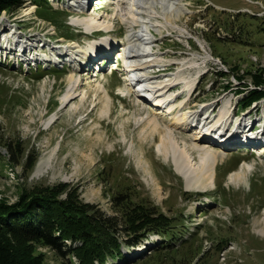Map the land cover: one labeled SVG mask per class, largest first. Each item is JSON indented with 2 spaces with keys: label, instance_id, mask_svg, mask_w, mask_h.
Here are the masks:
<instances>
[{
  "label": "rangeland",
  "instance_id": "1",
  "mask_svg": "<svg viewBox=\"0 0 264 264\" xmlns=\"http://www.w3.org/2000/svg\"><path fill=\"white\" fill-rule=\"evenodd\" d=\"M47 1L58 23L39 17L36 5L30 2L14 14L3 12L0 16V28H10L21 41L40 45L35 51L10 49L8 43L13 41L7 38L6 43L0 34V201L14 203L23 190L35 184L66 182L80 189L84 201L98 204L107 215H114L113 196L127 191L133 202L158 206L170 217H177L186 233L184 249L189 248L185 263L180 262V256L174 260L170 255L160 256L165 258L158 263L152 262L153 248H146L144 242L130 250L133 260L128 262L143 258L138 264H188V259L201 250L190 264H198L204 254L202 264H264V133L259 143L232 145L222 144L217 138L198 143L194 131L176 128L175 142L161 143L163 130L170 122L168 117H156L160 127L157 131L146 125L143 118L149 107H142L134 97L136 93L130 95L129 87L122 85L121 70L111 73L115 58L123 53L122 46L127 42L126 22L121 14L130 10L132 0H92V5L80 0L86 16L98 15L102 21L113 23L110 30H87L75 25L82 18L81 9L70 5L71 0ZM184 3L191 12L173 22L159 19L162 29L161 33L155 30L158 53L153 62L165 65L149 67V71H158L151 78L173 77L182 66L176 63L184 60L185 50H197L198 41H205L221 62L208 58L211 63L215 61L213 71L202 76L184 109L198 111L212 120L225 107L229 116L223 123L226 130L234 123L239 127L232 130L251 132L253 139H258L256 127L261 117L264 120V96L246 108L241 102L251 90L264 91V82L257 85L253 78L264 80V0ZM119 9L122 12L118 13ZM232 34L236 40L228 37ZM105 39L113 42L112 50L106 54L109 62L102 58L104 54L100 56L103 64L99 76L94 74L85 80L78 79L79 72H95L90 63L29 60L32 52H43L50 59L52 49L84 51L89 43ZM185 56L195 60L194 51H186ZM95 60L93 57L92 62ZM216 71L227 75L221 77ZM194 72L183 70L178 74L191 79ZM71 80L80 84L72 92ZM183 85H173L163 94L169 97L172 90L178 94ZM136 97L143 101L150 98L146 93ZM183 97L181 93L178 99ZM6 141H21L27 151L38 152L29 175L21 166L10 164ZM196 143L214 149L218 156L215 184L187 190L173 165V154ZM189 160L194 169L198 168L201 155L193 154ZM243 161L253 169L243 174L242 181L233 182L229 174L239 171ZM160 241L159 236L148 240L153 245ZM39 251L46 254L47 262L62 263L48 248Z\"/></svg>",
  "mask_w": 264,
  "mask_h": 264
},
{
  "label": "trees",
  "instance_id": "2",
  "mask_svg": "<svg viewBox=\"0 0 264 264\" xmlns=\"http://www.w3.org/2000/svg\"><path fill=\"white\" fill-rule=\"evenodd\" d=\"M29 2L36 5L39 17L59 22L47 0H0V16L3 12L14 14ZM232 35L231 40H236ZM253 78L257 85L264 82L259 76ZM250 92L241 102L244 108L264 96L258 89ZM4 147L10 164L21 166L26 176L33 171L37 151H27L21 141H6ZM112 204L115 214L107 215L98 204L84 201L80 189L66 182L35 184L23 190L14 203L0 201V264H54L47 262L39 248L53 251L61 264H124L133 260L130 250L144 242L146 248H153L152 262L160 263L170 255L174 260L180 256V262L185 263L189 248L184 249L186 233L177 217H170L158 206L133 202L127 191L115 194ZM152 236L161 241L147 243ZM200 253L188 259V264ZM162 255L165 257L160 258ZM204 255L198 264L205 262ZM142 261L139 258L129 264Z\"/></svg>",
  "mask_w": 264,
  "mask_h": 264
},
{
  "label": "bare ground",
  "instance_id": "3",
  "mask_svg": "<svg viewBox=\"0 0 264 264\" xmlns=\"http://www.w3.org/2000/svg\"><path fill=\"white\" fill-rule=\"evenodd\" d=\"M90 1L92 0H87L88 3ZM127 1L128 0H122V3H127ZM184 1L185 0H132L130 10L121 14V19L122 21L126 22L128 29L126 35L127 42L122 46L125 52L123 51V53H121V56L123 57L124 65H125L123 71H125L126 73V77H125L126 84L124 85H127L129 87L130 93H132L133 91L135 92L136 88L134 86H136V84L139 85L140 83H144L149 79H152V78L149 79L147 78L150 75L148 68L154 65L156 66L157 64L151 62L152 59L149 58L152 57L149 54V51L151 49V46H154L155 43L154 36L152 35L153 29L161 33L162 26L159 23H161L162 21H159V19H163L165 22H173L176 19L182 17L184 14L191 12V10L184 3ZM81 4L82 3H80V0L70 1V5H74L79 9H81L79 15L82 18L77 19V21L74 22L75 25L83 26L87 30L111 29L113 23L105 20L102 21L100 16L91 15L87 17L84 10H82L84 9L83 7L85 6L84 5L82 6ZM119 11L122 12V9H119L118 13ZM114 17L115 14L112 15L110 18L112 19ZM152 20H154L156 24H154ZM1 21L2 19H0V25H3ZM136 25L138 26V29L135 28L132 29ZM0 34H2L1 37L6 40V43L9 41V39L7 38H10L11 41H13L11 43L10 42L8 43L10 49L12 48L17 50L22 48L24 50L31 49V51L32 50L35 51L40 46L39 44L35 43L36 41H30V42L21 41L19 38L15 37V32H13L12 29L7 27L3 29L1 27ZM75 47L77 48L78 45H76ZM112 48H113V42H107V40L105 39L103 41H94L92 43H89L88 47L84 51L83 50L81 51L80 49L79 50L66 49L64 52V51H60V49H52L54 50L53 51L54 54L50 59L43 52L37 54L35 52H32L29 60L31 61H36V59H39L41 61L50 60V62L52 63H59L64 59L65 60L68 59L72 63L85 64L87 62L86 64H89L91 63V60H93V57L95 59L97 58L99 62L101 60V58L99 59V57L102 56L103 54L104 57L102 58H107L106 54H108V51L112 50ZM128 54H130V57L134 60L133 64L127 62ZM208 54L209 56L213 57L210 52H208ZM85 58H88V60H85ZM209 61L210 60L208 58L203 59V65L206 66L205 70L212 69V65L208 64ZM192 65H194V63ZM182 70L183 68L180 67L178 72L173 73V77L170 78L168 77L165 80L163 79V81L161 82L159 81V83H157L156 85L147 86L149 87V89L145 93L150 98H145L144 101L141 98L138 97L136 98L138 99V103L142 107L146 105V102H149V100L151 102V99H153L154 101L153 105L155 106V108L154 107L152 108V105L148 106L150 110L148 109L149 113L146 116H144L143 122H145V124L148 125L149 127L151 126V128L154 129L155 131L160 129L156 117L158 115L168 117L170 122L168 123V127L167 125L165 126V128L163 127L164 135L161 136L162 139L161 143H165V144L170 143V145H172L175 142L174 140L177 138L173 130L176 128L189 130L192 132L194 131V135H195L194 140L197 141L198 143L202 142L204 139L207 138H211V139L217 138L216 140H218L222 144L225 143L232 145H244V144H248L246 142H253V141L259 143V139L262 137V133H264V120L258 121L256 130L259 131V133L258 134L255 133L258 139L255 138L253 139L251 132L240 131L237 129L232 130L234 128L239 127V126L234 127V123L230 129L226 130V128L223 127V123H225L227 119H229L228 111L225 110V107L221 110L219 115H217V117L212 120L211 119L208 120V117H203L202 114H200L198 111H193V110L190 111L184 109L186 107L190 91L194 86L195 80L186 79V77H184L185 75L182 76V74L179 75L178 74L179 71ZM79 73H80V76L78 78L79 80L92 78L94 77V74H96L94 73L90 75L88 72H86V70L80 71ZM71 82L72 85L70 87V91L72 92V90L78 88L80 84L79 83L77 84V82L73 80H71ZM133 83L134 86H132ZM181 83H184L182 87L183 89L179 90L178 95L173 96L174 99L172 98V95H170V94H174V91L173 93L169 94V97L165 96L166 93L163 94L164 93L163 91L168 92L166 91L168 84H170L169 85L170 87L173 85L175 86L179 85ZM184 90L188 91L186 95L184 94ZM181 93L185 97L183 99H178ZM160 133H162V131ZM256 152L259 153L258 151ZM262 152L263 151H261V153ZM193 154L201 155V164L199 165L198 168L195 169L192 167L191 161L189 160V157L192 156ZM179 160L182 161L179 162ZM217 163H218V156L214 152V149L197 143L194 144V146H192L191 148L189 147H187V149L182 148L179 152L174 151L173 154V165L176 166L175 169L177 173L183 177L185 181V188L187 190H192V189L201 190L202 188L205 187V185L207 187L210 186L211 184H215V166L217 165ZM251 169H253L252 165L243 161L240 170L231 172L229 174V178L233 182L242 181L243 174L247 173ZM194 179H196V181L193 184Z\"/></svg>",
  "mask_w": 264,
  "mask_h": 264
},
{
  "label": "built area",
  "instance_id": "4",
  "mask_svg": "<svg viewBox=\"0 0 264 264\" xmlns=\"http://www.w3.org/2000/svg\"><path fill=\"white\" fill-rule=\"evenodd\" d=\"M205 50L206 49L205 48L203 49L201 46V48L197 51L187 48V50H185V52L186 51H194L195 61L199 62L200 65L201 64L203 65V59H205V58H212L213 59V57L209 56L208 52H206ZM185 52L183 53L184 55H185Z\"/></svg>",
  "mask_w": 264,
  "mask_h": 264
}]
</instances>
